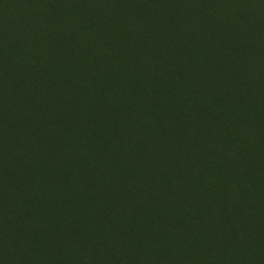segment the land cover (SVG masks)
Masks as SVG:
<instances>
[{"label":"rangeland","instance_id":"obj_1","mask_svg":"<svg viewBox=\"0 0 264 264\" xmlns=\"http://www.w3.org/2000/svg\"><path fill=\"white\" fill-rule=\"evenodd\" d=\"M212 13L225 22L223 42L235 49L231 60L236 69L252 71L264 82V14L257 0H0V140L8 148L3 153L8 165L0 161V176L4 175L0 223H5L0 228V264H135L130 261L138 250L143 253L136 264H170L176 247L166 240L165 232L176 224L166 223L171 217L167 206L180 204L183 218L201 209L182 181L176 184L175 195L165 199L163 215L152 213L172 177L156 184L148 173L158 170L157 150H172L174 157L180 152L179 138L196 139L199 134L185 135L188 128H183L180 137L178 128L168 125L174 132L170 140V136L162 138L168 143L148 149L144 160L123 150L114 153V163H106L102 155L111 153V142L117 143L120 136L136 138L134 128L149 133L157 122L159 130L169 128L160 122L164 117L160 110L131 102V85L109 89V81L114 69H122L126 81L152 86L149 78L144 79V68L155 65V72L147 76L158 75L156 64L163 65L159 69L166 67L162 61H171L177 43L176 56L200 58L207 52L199 40L207 36ZM241 19L248 29L240 25L239 31V24L230 28ZM222 39L208 38L206 47L212 52ZM27 60L38 65L37 74L24 68ZM235 75L230 79L233 85ZM32 76L47 84L38 86L39 96L32 97L33 88L17 80ZM159 86L156 83L154 88ZM261 90L264 94V87ZM123 91L127 96L118 99L115 93ZM24 95L28 97L21 105L25 113L19 114L15 106ZM125 99L131 101L126 104ZM135 99L143 103L142 96ZM170 102L174 103L163 104ZM246 102L244 110L230 118L224 151L218 133L204 147L217 158L229 156L230 165L218 179L232 178L239 195L261 199L264 95ZM235 149L250 158L234 162ZM200 159L196 151L184 168L209 195L210 181L204 172L196 174ZM145 181L150 186L139 189ZM226 205L219 200L206 216L208 222ZM131 223L133 233L126 230ZM42 233L44 240L59 246L58 261L49 257L41 261L32 252L30 241Z\"/></svg>","mask_w":264,"mask_h":264},{"label":"trees","instance_id":"obj_2","mask_svg":"<svg viewBox=\"0 0 264 264\" xmlns=\"http://www.w3.org/2000/svg\"><path fill=\"white\" fill-rule=\"evenodd\" d=\"M257 1L264 14V0ZM194 8H199V6L197 5ZM196 12H199V9H196ZM243 20L241 19L240 23H234L230 28L239 24V31H241L240 25L248 29ZM208 26V29L204 32L207 33L206 38L204 37L199 40V46L201 45L200 47L207 53H203L200 58L194 55L191 59L176 56L180 52L176 47L177 43L172 47L171 54H173V57L171 61H162L163 64H166V67L159 69L163 65L156 64L158 75L147 76L155 72L152 71L155 65L144 66L145 68L142 72L144 79L149 78L147 82L152 86L141 87L138 83L139 81L136 80L134 82V79L126 81L125 70L122 69L118 72L114 69L109 81V89L117 87L125 89V85L126 87L131 85L129 87L131 89L128 92L130 97L133 98L131 99L132 101L125 99L126 104L131 101L136 106L143 105L145 108H151V111L160 110L164 114V117L160 120L163 127L176 126L180 137L184 133L183 128H188L185 135L199 134L198 137L196 139L179 138L176 142V148L180 149V152L172 157L175 153L172 150L165 149L162 151L157 149L161 143H168L174 132L170 127L159 130L160 124L157 122L151 126L152 130L149 133H141L146 130L142 129V127L134 128L136 138L120 136L117 143L116 141L111 142V147H113L111 153H108L109 155L106 158L105 153L102 156L106 163L112 164L116 161L114 158L115 152L121 151L123 154V150H127L124 154H129V151H131L130 156L136 153L135 159L144 160L146 151L153 146L156 147L158 152L157 158L160 163L158 170H155L154 173H150L149 171L148 175L156 184L169 177H172V179L169 180L168 190H165L163 193V201L160 202V206L157 209L155 208L156 210L152 213L159 211L162 214L163 209H165L164 204L167 196L172 193L175 195L177 191L176 184L178 182H186L189 196H193L194 201L198 202L199 209L201 210L198 214L183 218L181 214L182 210L180 212L181 205L179 201V205L171 204L167 206L166 210L170 209L169 214L171 217L166 220L168 221L166 223L174 222L176 224L171 232H165L166 240L169 243L172 240V246L176 247L171 251L170 264H264V198L246 199L236 192V181L234 179H218L219 173L224 172L226 166L230 165L228 161L229 156L217 158L215 153L207 151L204 147L210 138L214 139L216 136H219L217 141L221 142V148L224 151L228 146L225 136H230L228 132L230 118L240 113L242 109L244 110V107L248 103H245L246 98L250 99L264 95L261 90L264 87V82L259 77L254 76L252 71H246L241 66L236 69L235 63L231 60L232 57L235 58V49L231 43L223 42L224 39H227L223 32L225 22H221L212 13ZM208 38L223 39L218 48H215L211 52L206 47L208 44L205 43ZM189 50L191 51V48ZM193 50L194 47L192 48ZM195 50L198 51V48L195 47ZM23 66L26 69H32V73L34 74L38 73V65L36 66V63L33 61L27 60L23 63ZM136 69L140 71L142 68L138 69L136 67ZM169 71H171L170 75L168 74ZM235 73L234 79L236 82L233 85L234 82L230 79ZM162 76H167L165 80H168L164 82L161 78ZM36 78L32 76L17 79L20 82L19 84L33 88L36 93L34 92L32 97L37 95V93L39 96L40 90L38 86L47 85L43 84L40 79L36 82ZM156 83H158V86L161 83L162 85L154 88ZM115 95H117L118 99H123L124 96H127L125 91L115 93ZM139 96L143 98L142 104L135 99ZM27 98L26 95L23 98L19 97L18 104L15 106L17 113L22 114L24 112L21 105H23ZM169 101H173L175 105L172 102H170V105L163 104V102ZM163 105L165 106L163 107ZM141 110L139 108V111ZM110 124H106L107 127ZM89 133L91 135L94 134V132ZM168 136L170 137L167 141H162V138ZM133 144L136 146L134 147ZM7 150L6 144L0 140V161L5 165H8V162L7 157L3 153H6ZM196 151L199 152L200 158L203 160L201 162L200 159L195 164L196 174L199 172L205 173L202 175L210 181L212 194L204 195L201 188L196 184L194 175H189L184 168L190 159L193 158ZM232 154L234 162L245 161L244 159L250 158L248 157L249 153L244 155L236 149ZM14 163H16V160L11 158L10 164L14 165ZM127 174L131 177L129 171H127ZM3 176H0V182H3ZM43 179L46 180L45 178ZM140 186L139 189L142 190L149 187L150 184L145 181ZM219 200H225L227 205L223 209H220L213 222L209 223L206 216L208 217L213 206ZM99 211L103 212V209ZM102 214L101 219L104 220L105 215L103 214L102 216ZM46 223H48V220H46ZM4 227L5 223H0V228ZM134 227L133 223L127 224L126 230L133 233ZM36 234L39 233H35L34 235ZM43 234L34 236V239L30 241L32 252L37 253L36 257L41 261L43 258L47 259V257L50 260L54 259L58 261L59 258H62V255L60 256L57 253V250L60 249L59 246H53L44 240L41 237ZM224 241L228 242V244ZM139 253L143 252L136 251L135 255H132L134 257L130 262L136 264V257H140ZM27 257L30 259L33 256Z\"/></svg>","mask_w":264,"mask_h":264}]
</instances>
